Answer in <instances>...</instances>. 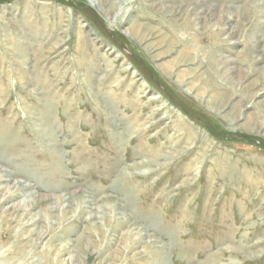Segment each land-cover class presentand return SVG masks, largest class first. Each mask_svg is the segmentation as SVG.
Instances as JSON below:
<instances>
[{
  "label": "rangeland",
  "instance_id": "rangeland-1",
  "mask_svg": "<svg viewBox=\"0 0 264 264\" xmlns=\"http://www.w3.org/2000/svg\"><path fill=\"white\" fill-rule=\"evenodd\" d=\"M255 141L264 0H0V264H264Z\"/></svg>",
  "mask_w": 264,
  "mask_h": 264
},
{
  "label": "bare ground",
  "instance_id": "bare-ground-1",
  "mask_svg": "<svg viewBox=\"0 0 264 264\" xmlns=\"http://www.w3.org/2000/svg\"><path fill=\"white\" fill-rule=\"evenodd\" d=\"M136 33H137V32H136ZM138 33H139V31H138ZM138 33H137V34H138ZM2 175H3V174H2ZM5 176H6V175H5ZM64 199H65V198H64ZM83 199H84V198H83ZM79 200H80V199H79ZM117 209H118V208H117ZM133 222H134V221H133ZM134 224H135V223H134ZM136 226H137V225H136ZM138 229H139V228H138ZM138 229H137V230H138ZM129 231H130V230H129ZM139 231H140V230H139ZM130 232H131V231H130ZM130 232H129V233H130ZM136 232H137V231H136ZM138 235H140V233H138ZM162 254H163V253H162Z\"/></svg>",
  "mask_w": 264,
  "mask_h": 264
},
{
  "label": "water",
  "instance_id": "water-1",
  "mask_svg": "<svg viewBox=\"0 0 264 264\" xmlns=\"http://www.w3.org/2000/svg\"><path fill=\"white\" fill-rule=\"evenodd\" d=\"M252 140V139H251ZM258 145H260L261 147H263L264 148V145L263 144H261V143H259L258 141H255Z\"/></svg>",
  "mask_w": 264,
  "mask_h": 264
}]
</instances>
